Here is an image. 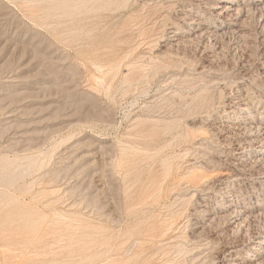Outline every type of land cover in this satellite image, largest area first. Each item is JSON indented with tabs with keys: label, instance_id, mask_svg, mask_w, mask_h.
<instances>
[{
	"label": "rangeland",
	"instance_id": "obj_1",
	"mask_svg": "<svg viewBox=\"0 0 264 264\" xmlns=\"http://www.w3.org/2000/svg\"><path fill=\"white\" fill-rule=\"evenodd\" d=\"M216 1L0 0L3 264H264V0Z\"/></svg>",
	"mask_w": 264,
	"mask_h": 264
},
{
	"label": "bare ground",
	"instance_id": "obj_2",
	"mask_svg": "<svg viewBox=\"0 0 264 264\" xmlns=\"http://www.w3.org/2000/svg\"><path fill=\"white\" fill-rule=\"evenodd\" d=\"M240 1L241 0H217L216 2H218V3H215L214 5H213V7L212 8H214V10L215 9H217V11L215 12V13H217L218 14V16L220 15H223V14H231V13H238V14H240V13H242V11H243V9H244V6H241L240 7V5H244V4H246L243 0L241 1L242 2V4L240 3ZM248 3V2H247ZM263 3H264V1H263ZM206 4V3H205ZM262 3H260V5H261ZM262 8V7H261ZM248 9H252V8H248ZM262 9H264V7L262 8ZM256 10V9H255ZM258 10V9H257ZM256 10V11H257ZM246 12V11H245ZM251 12V11H250ZM258 12V11H257ZM256 12V13H257ZM249 13V12H248ZM261 13H263V12H261ZM237 14V15H238ZM241 15V14H240ZM261 15H263V14H261ZM217 16V15H216ZM236 17V16H235ZM262 17V16H261ZM193 18V17H192ZM224 18H226V15L224 16ZM229 18H230V16H229ZM234 19V18H233ZM236 19V18H235ZM196 20V19H195ZM231 20V19H230ZM200 21V20H199ZM219 22V21H218ZM234 22V21H233ZM198 23V22H197ZM215 23V22H214ZM223 23V22H222ZM201 24V23H200ZM202 25V24H201ZM221 25V24H220ZM220 25H218L217 26V28H219V29H221L222 27L220 26ZM206 26V25H205ZM228 27V26H227ZM199 28H200V26L199 25H196V26H193L192 27V32H194V31H196V30H199ZM214 28V27H213ZM210 29V28H209ZM234 29V28H233ZM236 30V29H235ZM239 30V29H238ZM223 31V30H222ZM225 32V31H224ZM224 32H223V34H224ZM205 33V32H204ZM210 34H211V31H210ZM215 34V33H214ZM221 34V33H220ZM199 35V34H198ZM197 35V36H198ZM201 35H202V33H201ZM209 35V34H208ZM216 35V34H215ZM196 36V37H197ZM200 36V35H199ZM207 35H205L204 36V39H205V37H206ZM211 36H213V35H211ZM210 35H209V39H210V37H211ZM217 36H218V34H217ZM178 37V36H177ZM201 37V36H200ZM199 37V38H200ZM180 38V37H179ZM195 38V37H194ZM216 38V37H215ZM178 39V38H177ZM172 40V39H171ZM174 40V39H173ZM180 40H181V38H180ZM179 40V41H180ZM183 40V39H182ZM184 40H186V39H184ZM206 40V39H205ZM175 41H176V39H175ZM209 41V40H208ZM173 42V41H172ZM179 44V43H178ZM172 46V45H171ZM159 54V53H158ZM160 55V54H159ZM157 58V57H156ZM99 70H101V69H99ZM93 80H94V77H93ZM95 80H96V78H95ZM242 101V100H241ZM240 102V101H239ZM243 102V101H242ZM236 103V102H235ZM10 104V103H9ZM248 106V105H247ZM252 107V106H251ZM248 107H244V106H241V108H240V110L241 111H239V112H236L237 113V115H236V117H235V119H236V121L237 122H239V123H251V125H250V127H254V123L253 122H258V124L256 125V128L258 129V131H259V129L261 128V129H264V122L263 121H261V120H259V119H255L254 118V116H255V111L252 109V110H249V109H247ZM238 110V109H237ZM247 110H249L250 112H251V114L250 115H246V116H244L243 114L245 113V112H247ZM254 113V114H253ZM242 114V115H241ZM235 121V122H236ZM253 123V124H252ZM236 124V123H235ZM242 125V124H241ZM240 127V126H239ZM242 127V126H241ZM248 128L247 126H244V133L245 132H248L247 133V135L248 134H253L254 133V131L256 130H253L252 128ZM257 131V132H258ZM256 132V131H255ZM243 133V134H244ZM261 137V136H260ZM258 139V138H257ZM261 139V138H260ZM250 141V140H249ZM259 142V141H258ZM262 142V141H261ZM257 143V142H256ZM263 143H264V141H263ZM263 143H259L260 144V146L263 144ZM255 146V145H254ZM253 146V147H254ZM264 146V145H263ZM247 147V146H246ZM246 147H244V148H246ZM259 147V146H258ZM244 148H243V151H244ZM247 150H249V145H248V149ZM252 150H253V148H252ZM255 150V152L256 153H259V154H263L262 152H264V147L263 148H258V149H254ZM253 150V151H254ZM174 154V153H173ZM36 155V154H35ZM7 156V155H6ZM242 158V157H241ZM261 158H262V156H261ZM21 160V159H20ZM27 160V159H26ZM257 161V160H256ZM118 162V161H117ZM164 164L165 165H169V163L168 162H166V161H164ZM11 162H7L6 161V163H3L2 161H0V170L1 171H7L8 169H10L11 168ZM203 166V165H202ZM120 169V168H119ZM191 172V171H190ZM41 194V193H40ZM51 196V195H50ZM181 199V198H180ZM35 200V199H34ZM228 202V201H227ZM203 203V202H202ZM52 204V203H51ZM231 204V203H230ZM210 206V205H209ZM226 206V205H225ZM231 206V205H230ZM244 206V205H243ZM206 207H208V206H206ZM255 207V206H254ZM263 207V206H262ZM219 208V207H218ZM236 208V207H235ZM218 210V209H217ZM237 210H239V209H237ZM253 210V209H252ZM261 210V209H260ZM233 211V210H232ZM242 211V210H241ZM206 212V211H205ZM208 212V211H207ZM234 212H236V211H234ZM253 212V211H252ZM219 213V212H218ZM231 213V212H230ZM237 213H239L238 211H237ZM206 214V213H205ZM234 214V213H233ZM249 214V213H248ZM239 215V214H238ZM246 215V214H245ZM56 216V215H55ZM250 216V215H249ZM57 217V216H56ZM203 217V216H202ZM208 217V216H207ZM246 218V217H245ZM244 218V219H245ZM64 219V218H63ZM165 219V218H164ZM202 219V218H201ZM238 219H240V217L238 218ZM210 220V219H209ZM227 220V219H226ZM212 221H214V220H212ZM232 221V220H231ZM204 222V221H203ZM211 222V221H210ZM209 222V223H210ZM206 223V222H205ZM234 223V222H233ZM240 223V222H239ZM242 225H243V223H242ZM199 226V225H198ZM236 226H238V225H236ZM202 227V226H201ZM240 229V228H239ZM260 235H262V233L260 234ZM195 238V237H194ZM257 242L259 243V246H258V250L259 251H264V235H262L261 237H260V239L259 240H257ZM200 245V244H199ZM174 251V250H173ZM232 252V251H231ZM250 253V252H249ZM250 256V255H249ZM259 257V256H258ZM246 259V258H245ZM253 259V258H252ZM258 259V258H257ZM258 263V262H257ZM260 263V262H259ZM0 264H3V260H2V257H1V247H0ZM170 264V263H169Z\"/></svg>",
	"mask_w": 264,
	"mask_h": 264
}]
</instances>
